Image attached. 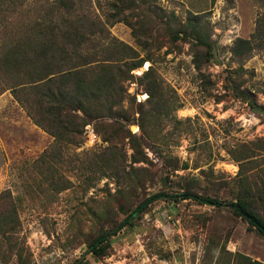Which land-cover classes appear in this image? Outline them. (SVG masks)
Here are the masks:
<instances>
[{"label":"rangeland","instance_id":"374dc122","mask_svg":"<svg viewBox=\"0 0 264 264\" xmlns=\"http://www.w3.org/2000/svg\"><path fill=\"white\" fill-rule=\"evenodd\" d=\"M112 1L91 0V7H83L106 21L113 12ZM155 1L149 0L143 7L146 11L154 6L156 11L151 14L157 24L151 49L138 44L127 23L109 28L111 38L129 44L142 56L153 55V60L132 71L134 79L125 83L128 97L124 108L131 98L136 100L135 122L126 123L125 128L141 139L149 160L135 164L142 183L125 200L138 204L155 193L182 192L181 186L189 178L192 183L197 180L193 192L235 202L240 168L228 150L264 141V0L247 1L241 4V11L236 4L233 8L227 3L207 12L204 21L210 30L213 58L202 73L193 63L195 38L173 42L169 35L168 23L176 24L173 14L183 23L188 10L179 2ZM43 2L27 0L25 8L33 11V6ZM238 38L253 39L256 46L245 62L232 53ZM157 43L163 44L161 49ZM152 64L168 96H176L181 107L163 113L156 129L146 137L139 124L140 112L150 110L146 104L149 94L139 78ZM96 124L99 121L85 127L83 144L64 146L56 153L59 161L48 156L49 162L40 167L35 162L46 150L54 151L55 138L35 124L10 91L0 96V198L11 191L20 222L16 254L8 250L13 242L2 245L0 237V264L7 252L9 264H76L92 238L112 233L124 219L123 214L112 221L103 219L104 228L98 231L101 225L96 214L121 186L114 178L98 179L93 160L109 144ZM119 147L131 164L129 157L134 151L130 139ZM259 156L264 157V152ZM66 180L70 187L61 190ZM109 250L104 258L85 255L84 264H243L241 255L264 264L263 235L228 208L193 201L155 203L133 227L111 239Z\"/></svg>","mask_w":264,"mask_h":264},{"label":"trees","instance_id":"16d2710c","mask_svg":"<svg viewBox=\"0 0 264 264\" xmlns=\"http://www.w3.org/2000/svg\"><path fill=\"white\" fill-rule=\"evenodd\" d=\"M148 1L113 0L109 3L113 12L103 21L91 10L84 9L85 4L91 7V0H44L33 6V11L25 8L27 0H0V96L10 91L35 124L55 138L51 147L54 151L46 150L35 162L40 167L49 162L48 156L52 161H59L61 157L56 153L60 154L64 146L83 144L85 127L99 121L97 130L109 146L93 160L98 179L114 178L121 188L104 201L96 214L101 225L98 231L104 228L103 219L112 221L119 214L125 217L112 233H99L92 238L85 255L107 256L111 239L124 228L133 227L137 219L160 201H193L218 209L228 208L264 236V157L258 158L259 153L264 152V141L254 142V147L244 144L238 151L228 150L240 168V189L235 202L193 192L191 189L197 180H191L192 183L189 178L181 186L182 192L155 193L138 204L125 200L142 183V175L135 164L149 162L141 139L125 128L126 123L135 122L132 117L136 114L135 98H131L129 106L124 108L128 97L125 83L134 79L131 72L145 62H151L153 55L142 56L129 44L111 38L109 28L125 22L132 27L142 48L154 47L153 28L157 24L151 14L156 11L154 6L145 11L143 7ZM208 13L188 11L183 23L173 14L176 24L168 23L173 42L181 39L186 42L191 37L197 41L193 47V63L201 73L213 58L210 30L204 21ZM261 33L264 37V26H261ZM157 45V49H161L163 44ZM255 48L253 39L238 38L232 53L245 62ZM139 80L149 94L146 104L150 108L146 113L140 112L139 126L142 133L150 137L163 113L181 106L177 104L176 96H168L153 64ZM126 138L130 139L134 151L129 157V165L126 152L119 147ZM66 181L61 190L70 187V181ZM19 223L14 198L11 191H7L0 198V237L4 240L2 245L13 242L8 249L13 255L18 246ZM85 255L78 264H84ZM240 257L239 262L243 264H262L243 255ZM10 260L8 252L2 255L3 264H9Z\"/></svg>","mask_w":264,"mask_h":264},{"label":"crops","instance_id":"0c3cea01","mask_svg":"<svg viewBox=\"0 0 264 264\" xmlns=\"http://www.w3.org/2000/svg\"><path fill=\"white\" fill-rule=\"evenodd\" d=\"M164 1L179 2L183 5V7L186 8V10L194 14H203V13L211 12L216 9H220L227 3L231 4V6L233 5V8H236V6L234 5L236 4L237 7L239 8L238 10H240L241 4H244L250 0H164ZM249 10L251 9L249 8Z\"/></svg>","mask_w":264,"mask_h":264}]
</instances>
